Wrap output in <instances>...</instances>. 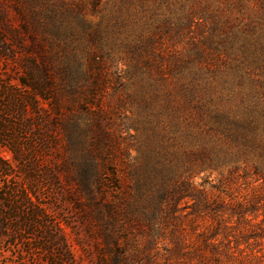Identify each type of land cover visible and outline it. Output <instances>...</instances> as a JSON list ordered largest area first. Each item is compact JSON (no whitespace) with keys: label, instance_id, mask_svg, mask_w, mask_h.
<instances>
[{"label":"trees","instance_id":"obj_1","mask_svg":"<svg viewBox=\"0 0 264 264\" xmlns=\"http://www.w3.org/2000/svg\"><path fill=\"white\" fill-rule=\"evenodd\" d=\"M131 1L117 0L118 11ZM142 2V30L128 50L131 71L141 79L107 78L114 59L100 48L85 53V70L97 75L86 81L92 95L110 89L115 97L98 111L128 107V129L136 133L123 145L120 131L110 135L103 120L97 126L107 137L104 156L122 188L126 218L140 225L143 216L149 233L158 220L163 240L171 242L161 247L163 263L264 264V0ZM211 172L218 177L205 175ZM183 200L190 201L180 217L191 218L190 244L181 230L174 234L180 223L169 227L174 213L187 208L177 210ZM249 240L260 250L239 255ZM139 256L154 264L149 253Z\"/></svg>","mask_w":264,"mask_h":264},{"label":"rangeland","instance_id":"obj_2","mask_svg":"<svg viewBox=\"0 0 264 264\" xmlns=\"http://www.w3.org/2000/svg\"><path fill=\"white\" fill-rule=\"evenodd\" d=\"M143 5L133 0L118 11L117 0L96 7L91 0L0 1V264H142L143 252L154 264H178L163 263L161 247L171 242L157 219L150 233L143 216L140 225L127 220L122 188L110 176L107 137L97 126L103 120L110 135L120 131L125 145L136 134L128 129L129 108L102 115L98 106L114 102L113 92L92 95L86 84L97 75L85 70V53L98 48L114 59L107 78H142L131 71L128 50L142 30ZM129 22L138 24L130 29ZM189 204L177 205L187 208L169 226L180 223L174 234L181 230L187 244L191 218L180 217ZM257 242L240 244L239 255L260 250Z\"/></svg>","mask_w":264,"mask_h":264}]
</instances>
